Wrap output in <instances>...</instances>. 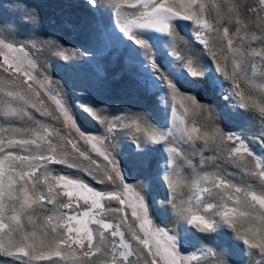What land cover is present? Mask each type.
Instances as JSON below:
<instances>
[{"label":"snow or ice","instance_id":"snow-or-ice-1","mask_svg":"<svg viewBox=\"0 0 264 264\" xmlns=\"http://www.w3.org/2000/svg\"><path fill=\"white\" fill-rule=\"evenodd\" d=\"M85 4L99 14L98 28L107 30L108 17L113 35L159 94L168 123L161 128L136 113L109 119L99 106L78 107L111 139L126 132L137 153L165 152L160 181L173 226L154 222L146 185L126 180L109 135L82 130L63 89L53 87L49 65L34 55L47 46L72 66L89 58L87 50L55 40L16 43L0 34V264H225L207 246L182 250L183 233L223 232L248 264H264V0ZM204 80L258 131L249 136L220 127L213 107L188 91ZM184 146L211 170L189 180ZM57 165L68 171H56Z\"/></svg>","mask_w":264,"mask_h":264},{"label":"rangeland","instance_id":"rangeland-1","mask_svg":"<svg viewBox=\"0 0 264 264\" xmlns=\"http://www.w3.org/2000/svg\"><path fill=\"white\" fill-rule=\"evenodd\" d=\"M243 2L254 3V0ZM98 20L99 14L89 11L85 0H0V34L5 39L16 43L55 40L65 47L87 50L89 58L72 66L53 58L52 50L47 46L34 55L38 56L41 65H49L46 71L54 82L53 87L58 85L63 89L82 130L97 136L109 135V143L116 146V159L125 170L126 180L146 185L144 194L149 200L154 222L161 227H172L171 209L165 202L166 189L160 181L165 152L156 150L137 153L126 132L117 131L115 139H111L113 134L106 133L102 126L78 107L80 104L99 106L104 110L103 115L109 119L123 120L136 113L143 114L151 123L161 128L168 123V116L158 103L159 94L150 89L139 62L132 60L128 49L115 38L108 17H103L102 21L107 30L98 28ZM179 31L184 40H188L185 32L182 29ZM191 48L198 51L194 45ZM178 50L181 54H186L182 44L178 45ZM167 51L170 53L171 48H167ZM157 56V63L163 69V57L159 53ZM200 84L202 87L199 89L189 88L188 91L197 95L201 102L213 107L216 123L220 127L233 132L245 130L249 136L258 131L255 126L249 127L244 116L227 109L221 96L209 86L207 80L200 81ZM187 119L191 123L194 117L190 113ZM21 124L18 121L14 126ZM4 126V121L0 120V127ZM183 150L191 161V165L182 166L184 175L189 180L196 172L211 170L202 168L199 155L194 154L191 148L184 146ZM55 170L68 171L58 165ZM228 171L232 172L233 169L228 167ZM72 175H79L94 187L97 186L83 174L73 172ZM182 237V250H187L188 253L207 246L220 253L225 264H248L241 247L228 232L210 238L192 233H183ZM7 259L11 261V258ZM12 264L18 262L13 261Z\"/></svg>","mask_w":264,"mask_h":264}]
</instances>
